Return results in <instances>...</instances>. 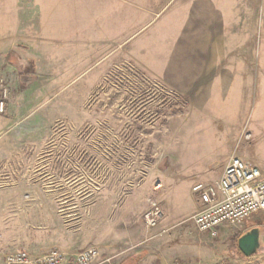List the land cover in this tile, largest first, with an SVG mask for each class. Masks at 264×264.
Listing matches in <instances>:
<instances>
[{
    "label": "rangeland",
    "instance_id": "obj_1",
    "mask_svg": "<svg viewBox=\"0 0 264 264\" xmlns=\"http://www.w3.org/2000/svg\"><path fill=\"white\" fill-rule=\"evenodd\" d=\"M251 1L264 19V0ZM34 17L36 27L41 16ZM62 49L68 62L82 51ZM142 54H129L130 63L101 80L1 75L0 263L19 250L95 247L117 264H256L261 247L246 258L238 239L244 230L264 231V213L242 227L221 226L216 239L190 221L199 211L193 186L218 181L233 157L221 95L210 107L200 84L180 93L131 60L146 61ZM242 54H264V30ZM252 114L243 109L237 120ZM152 203L168 228L158 239L146 225ZM198 247L207 259L178 255Z\"/></svg>",
    "mask_w": 264,
    "mask_h": 264
},
{
    "label": "crops",
    "instance_id": "obj_2",
    "mask_svg": "<svg viewBox=\"0 0 264 264\" xmlns=\"http://www.w3.org/2000/svg\"><path fill=\"white\" fill-rule=\"evenodd\" d=\"M250 1L0 0V77L101 80L130 63L129 54L143 53L146 61L131 60L180 93L200 84L209 106L221 95V111L234 129L233 156L264 174V54H242L243 46L257 45L264 19ZM66 46L82 48L74 62L67 61ZM243 109L253 112L250 121L237 120ZM159 225L152 239L168 233ZM260 244L256 264H264V231ZM206 251L178 255L197 261L208 258Z\"/></svg>",
    "mask_w": 264,
    "mask_h": 264
},
{
    "label": "built area",
    "instance_id": "obj_3",
    "mask_svg": "<svg viewBox=\"0 0 264 264\" xmlns=\"http://www.w3.org/2000/svg\"><path fill=\"white\" fill-rule=\"evenodd\" d=\"M4 109L5 104L1 101L0 113ZM192 192L198 198L199 211L190 221L200 234L212 239L220 236L221 226L242 227L256 215L264 213V174L258 167L237 156L231 157L218 181L212 184L197 183ZM163 215L159 206L152 203V211L146 218L147 227L155 229ZM0 264L117 263L116 256H104L98 248L90 247L73 253L53 249L43 255L19 250L7 255Z\"/></svg>",
    "mask_w": 264,
    "mask_h": 264
},
{
    "label": "water",
    "instance_id": "obj_4",
    "mask_svg": "<svg viewBox=\"0 0 264 264\" xmlns=\"http://www.w3.org/2000/svg\"><path fill=\"white\" fill-rule=\"evenodd\" d=\"M261 229L259 227L252 228L242 234L238 239V248L240 252L246 257L254 256L260 249V235Z\"/></svg>",
    "mask_w": 264,
    "mask_h": 264
},
{
    "label": "trees",
    "instance_id": "obj_5",
    "mask_svg": "<svg viewBox=\"0 0 264 264\" xmlns=\"http://www.w3.org/2000/svg\"><path fill=\"white\" fill-rule=\"evenodd\" d=\"M136 259H138V258H135V260H133V261L136 262Z\"/></svg>",
    "mask_w": 264,
    "mask_h": 264
}]
</instances>
